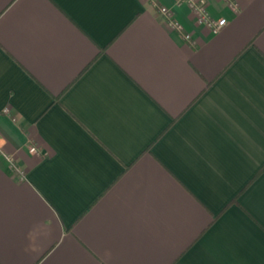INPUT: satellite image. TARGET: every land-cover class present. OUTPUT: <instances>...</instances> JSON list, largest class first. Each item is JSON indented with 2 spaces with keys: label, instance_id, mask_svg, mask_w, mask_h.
<instances>
[{
  "label": "crops",
  "instance_id": "1",
  "mask_svg": "<svg viewBox=\"0 0 264 264\" xmlns=\"http://www.w3.org/2000/svg\"><path fill=\"white\" fill-rule=\"evenodd\" d=\"M235 1L213 33L0 0V264H264V0Z\"/></svg>",
  "mask_w": 264,
  "mask_h": 264
},
{
  "label": "built area",
  "instance_id": "2",
  "mask_svg": "<svg viewBox=\"0 0 264 264\" xmlns=\"http://www.w3.org/2000/svg\"><path fill=\"white\" fill-rule=\"evenodd\" d=\"M223 1L233 12H238L239 5L235 0ZM179 2L187 3L195 16L197 24L208 27L213 33H217L227 24L226 18L215 19L210 14L205 0H179ZM160 11L173 29L183 30L184 26L174 18L173 13L168 7H162ZM186 38H190V35H187ZM30 151L33 153L37 152V148L33 146L30 148Z\"/></svg>",
  "mask_w": 264,
  "mask_h": 264
}]
</instances>
